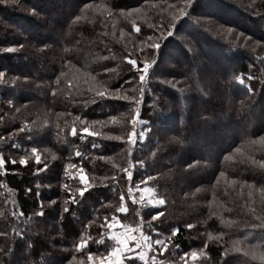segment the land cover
<instances>
[{
	"label": "trees",
	"instance_id": "trees-1",
	"mask_svg": "<svg viewBox=\"0 0 264 264\" xmlns=\"http://www.w3.org/2000/svg\"><path fill=\"white\" fill-rule=\"evenodd\" d=\"M0 73V264H97L116 218L151 264L264 247V0H0Z\"/></svg>",
	"mask_w": 264,
	"mask_h": 264
},
{
	"label": "rangeland",
	"instance_id": "rangeland-1",
	"mask_svg": "<svg viewBox=\"0 0 264 264\" xmlns=\"http://www.w3.org/2000/svg\"><path fill=\"white\" fill-rule=\"evenodd\" d=\"M36 1L37 0H32L33 4H35ZM102 2L104 4H99V8L98 9H102V8H104V7H106L107 5L110 4V3H106L104 1H102ZM65 6L71 8L70 7L71 6V2H67L65 4ZM27 9L24 8V10H22V11L25 12V14H26L25 16L28 19L29 14H30V16H33V15H35V12L32 11V9H31L30 6ZM91 15H93V13H91V11L87 12L86 14H83L81 12L80 13V16L78 18L76 16V17H74L72 19L73 20L75 19V21L79 22V21H82L83 18H84V20L87 19L88 22H92L93 19L92 18H89V17H91ZM93 17H94V15H93ZM35 19L37 20L38 18H35ZM21 22H24V21H21ZM27 22L28 21H25V23H27ZM13 23H15V22L13 21ZM24 25H26V24H24ZM24 25L21 26V25H19L17 23H15V25H11L10 23H5L2 26H3V28H6V29H8V27H9L10 29H12V31L15 34L17 32V35L18 36H21V35L25 34V30L26 31L29 30V28H26ZM37 30L39 31V29H37ZM9 34H10V32H9ZM106 55H108V54H105V52H102L101 53V57L103 59L106 57ZM84 56H85L84 58H85L86 62L88 63V65L90 67H92L91 63L92 64L93 63H96L95 61L92 60V58L90 56H87V55H84ZM99 57H100V55H99ZM60 78L62 80V77H60ZM0 80H1V77H0ZM8 82H10V81H8ZM18 89H22V88L19 87ZM61 89L62 88L60 86L56 88L57 91H59ZM31 91L34 92L33 90H31ZM26 92L29 93L30 91L27 90V91L22 92V93L25 95ZM34 100H37V98L34 97ZM37 102H40V101L37 100ZM26 105H28V103H25L23 107H25ZM34 105L39 106V107L41 106L39 108V107H33V105H31V107H33V109H35L36 111H38V114L39 115L42 114L43 111H44V109H43L44 105L41 104V103L40 104L34 103ZM47 107H48V105H47ZM138 121L142 124L143 119L138 120ZM33 125L35 127H39V126L41 127V126H46L48 124L46 123V118H42L38 122L33 123ZM84 128H87L88 130H90L88 127H84ZM73 129H75V128H73ZM73 129H72V131H73ZM0 160H2L3 161L2 164H4V160H3L2 156L0 157ZM82 176L85 179H81ZM77 178H79L81 184L84 185V186H86L88 184L89 179H90L88 173L86 171H84V170H80L77 173ZM136 188L142 193L141 199L144 198L143 201L145 200L146 202H154L153 201V197H152V196H154V191L151 188L145 187V186L144 187H136ZM125 198L123 197V200H122L123 201V205H122V207H120V209L121 208L124 209L123 212H127L128 209H129L128 208V205L125 202V201H127ZM130 199L135 200V197L134 196H130ZM125 224L126 223L122 222L121 220H118V218L114 219V221H112L111 222V225L109 226L110 227V230L108 231L107 235L109 236V238H114L115 241H117V239L118 240H125V239H127V246L129 248H132L134 251L131 252V253H129V252H127L125 250L126 253H125V251H123V252L120 253L119 257H117L115 254H113V252L111 250L110 252L107 253V255H105L103 257V259H101V260L98 259V261H96L97 264H127L126 262H124L125 256H126V258L136 257L137 259H139L137 257V255H136V253L141 252V251H143L145 253V261L147 262V264H151L150 261H151V259H153V257H151L149 254H150V252H152L155 249L154 248L155 247V244H157L156 241H161V240L155 239V238H152V237H149L147 235H143L141 228H136V227L134 228V227H132V225H130V227L128 228V227H126ZM131 237H136V239L135 240H132ZM137 242H139V245H140L139 247L137 246ZM239 242H241V245L243 246V249L245 251H241V252L237 253V255H240V258H244V259L247 260V262H245V264H247V263L250 264L253 261H256L258 263L264 262V247H261V248H259L257 250V248L253 246V244L245 243L243 240L242 241H239ZM261 245L264 246L263 244H261ZM159 246H160V244H157V248H159ZM117 247L123 248L124 245L119 244ZM235 250L237 251V249H235ZM160 251L163 252L165 250L162 249ZM160 251H157V252L159 253ZM191 257H192V255H191ZM93 260H97V259H93ZM140 261H142V260H140ZM145 261H142L143 264H145Z\"/></svg>",
	"mask_w": 264,
	"mask_h": 264
},
{
	"label": "snow or ice",
	"instance_id": "snow-or-ice-1",
	"mask_svg": "<svg viewBox=\"0 0 264 264\" xmlns=\"http://www.w3.org/2000/svg\"><path fill=\"white\" fill-rule=\"evenodd\" d=\"M188 2L190 3V0H188ZM153 47L158 48V47H159V44H154ZM130 63H131L134 67L137 65V62H136V60H134V59L131 60ZM148 68H149L148 64H144V66H143L142 69H140V68L137 67V71H140V72H141V75H140V79H141V80H144V75L148 72ZM2 75H3V73H0V76H2ZM241 82H242V81H241ZM101 95H103V93H101ZM83 132H84V133H88L89 130H88L87 128H84V129H83ZM73 134H75V129H73ZM91 134H92V135H95V133H91ZM134 135H135V131H134L132 134L129 135V140L132 141L133 143L135 142V141L133 140V136H134ZM32 151L35 152L36 149L33 148ZM37 161L39 162V158H38V157H37ZM21 162L23 163L24 161H21ZM2 163H3V161L0 160V164H2ZM13 163H15V161H13ZM127 175H128L129 178H131V175H132V174H131L130 172H128ZM221 175H223V173H221ZM81 179H85V178L82 176ZM154 203H155V204H160V205H162V204L164 203V201H163V200H159V201H156V202H154ZM65 210H67V209H65ZM120 211L123 212L124 209L121 208ZM40 214L42 215L43 213H40ZM157 215H160V213H157ZM155 218H156V217H153V219H155ZM189 227H191V226L189 225ZM175 231H178V229H176ZM131 239H132V240H135L136 237H131ZM145 239H146V238H145ZM81 243L83 244L84 241H82ZM118 243L124 245V247H123V248H121V247H116V248H113V249H112L113 254H115L117 257H119L120 253L123 252V251H125V250H126L127 252H129V253H131V252L134 251L132 248H129V247L127 246V239H125V240H118ZM156 243H157V244H163L162 241H156ZM137 246H138V247L140 246V245H139V242H137ZM136 255H137V257H138L140 260L145 261V253H144L143 251L136 253ZM192 257H193V258L196 257V253H195V252L192 253ZM145 264H147L146 261H145Z\"/></svg>",
	"mask_w": 264,
	"mask_h": 264
}]
</instances>
